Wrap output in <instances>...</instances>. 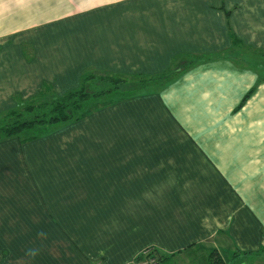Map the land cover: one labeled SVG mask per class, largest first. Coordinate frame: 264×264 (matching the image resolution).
Wrapping results in <instances>:
<instances>
[{
    "label": "crops",
    "instance_id": "obj_1",
    "mask_svg": "<svg viewBox=\"0 0 264 264\" xmlns=\"http://www.w3.org/2000/svg\"><path fill=\"white\" fill-rule=\"evenodd\" d=\"M234 38L264 52V0H0V114L45 83L62 94L85 72L151 76L204 57L0 140V264H131L149 247L164 264L213 250L264 264V78L221 57Z\"/></svg>",
    "mask_w": 264,
    "mask_h": 264
},
{
    "label": "trees",
    "instance_id": "obj_2",
    "mask_svg": "<svg viewBox=\"0 0 264 264\" xmlns=\"http://www.w3.org/2000/svg\"><path fill=\"white\" fill-rule=\"evenodd\" d=\"M233 46L240 42L233 39ZM264 53V52H262ZM183 63H177L160 74L151 76H126L109 72H85L82 74L77 87L67 90L62 94H56L47 83L33 97L20 102L0 114V140L9 137H18L20 142H26L36 138V133L49 131L59 125L75 122L89 113L109 105L114 99L101 100L102 98L115 95L124 98L130 93L143 91L149 82L165 84L176 77L184 69L186 64H193L203 56H188ZM192 58V59H191ZM130 77L136 80L129 81ZM153 87V86H152ZM248 94L245 96V98ZM242 100L241 104L244 102ZM153 251L158 254V259L165 262L166 255L157 248H146L144 252ZM208 264H224L217 251H212L208 256Z\"/></svg>",
    "mask_w": 264,
    "mask_h": 264
},
{
    "label": "rangeland",
    "instance_id": "obj_3",
    "mask_svg": "<svg viewBox=\"0 0 264 264\" xmlns=\"http://www.w3.org/2000/svg\"><path fill=\"white\" fill-rule=\"evenodd\" d=\"M221 57H224L225 59L231 61L234 65H237L240 67L246 66V68H252V69L256 70L257 72H259L262 75L261 77L264 78V53H258V52L249 50L247 48H243L241 46L234 45L231 48L225 50L223 52V54H221ZM128 80L133 81V80H136V78L130 77ZM156 85L157 84L153 83V81L149 82V84H148V86H150V87L156 86ZM251 92H252V89L249 90L246 93V95L247 94L249 95ZM114 97H115V95H111L109 97L102 98L101 100H106V98L111 99ZM201 249H203V248H201ZM201 249H198V250H201ZM195 252H194V254H195ZM196 254L200 255L199 253H196ZM158 258H159L158 254L156 252H153V251L148 252L147 251V252H144L139 257V259L133 261L131 264H139V263L144 262V261L145 262H153L154 261L157 264H164ZM204 262L205 261L203 259H199L197 257V260L194 262V264H204ZM224 264H225V262H224Z\"/></svg>",
    "mask_w": 264,
    "mask_h": 264
},
{
    "label": "built area",
    "instance_id": "obj_4",
    "mask_svg": "<svg viewBox=\"0 0 264 264\" xmlns=\"http://www.w3.org/2000/svg\"><path fill=\"white\" fill-rule=\"evenodd\" d=\"M139 264H157V263L154 262V261H153V262H145V261H144V262H141V263H139Z\"/></svg>",
    "mask_w": 264,
    "mask_h": 264
}]
</instances>
